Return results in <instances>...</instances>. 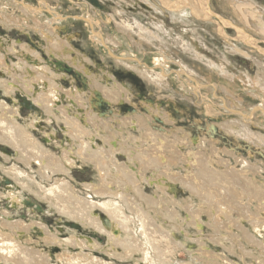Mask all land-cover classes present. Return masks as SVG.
Instances as JSON below:
<instances>
[{"label": "bare ground", "instance_id": "6f19581e", "mask_svg": "<svg viewBox=\"0 0 264 264\" xmlns=\"http://www.w3.org/2000/svg\"><path fill=\"white\" fill-rule=\"evenodd\" d=\"M0 1L4 2L0 5V13L5 15L7 7L11 6L10 1ZM233 1L237 18L243 19L244 23L248 21L250 34L257 35L264 41V9L251 0ZM89 2L96 8L99 7L97 3ZM158 2L161 7L164 6L162 8H167L173 14L172 22H179L182 19L179 14L184 11H189L196 20L213 21L214 13L203 0ZM18 3L19 7L13 13V18L7 15L1 22L4 30L10 28L9 24L7 25L8 20H12L13 24L22 29L17 30H26L28 43L24 41L23 44V41L16 39L12 41L8 36L0 38V89L8 97L15 93L26 97L33 108V115L26 119L23 126L17 121L18 117H21L19 108L0 101V143L10 146L16 154L19 153L21 157L18 159L30 169L34 162L39 168L40 180L44 181L38 183L19 165L8 170L2 169L15 183L6 196L11 205H18L22 203L18 185L22 187L21 190H31L34 186V194L51 203L67 217L104 234L105 238L91 233V240L79 239L73 235L62 240L64 242H59L58 237L47 227L42 229L43 232L36 233L35 238L30 233L24 237V233L28 231L24 223H11L4 216L0 218V264H48V257L40 254V247L31 245L33 241L45 245L66 244L67 247L63 251H56V259L65 264H125L123 262L127 261L128 264H237L231 257H239L243 263L247 258H251L256 264H264V134L261 133V129H264V62L255 60L251 54L239 52L238 45L231 43L226 39V32L219 30V35L229 44L230 54L245 60L251 59L258 68L260 67L254 80L247 78V74L238 77L226 69L224 62L209 60L208 55L196 52L188 41L175 38V44L172 45L176 50L193 60H199L213 73L228 78V81L224 82L226 86L221 87L220 83H214L211 73L205 78L209 79L208 83H203V80L197 78V72L182 62L172 60L173 56L178 55L174 49L171 52L169 42L164 41L165 36L170 37V32L165 30L163 23H153L156 32L152 33L146 26L137 23V18L131 20L132 16L118 6L114 12L116 17L113 15L108 22H113L116 31L123 34L121 37V34H113L111 38L104 36L100 27L102 19H98V23L94 24L91 17L87 20L80 16L81 20L86 21L87 25L84 27L89 33L85 46L89 47L93 43L94 49L98 51L95 56L100 58L99 61L102 60V63H98L89 54L78 49L74 44L76 42L71 41L74 37L78 38L77 34H61V31L52 27L53 22L65 21V15L61 18L49 8V15L46 16L40 14L30 3ZM143 6L145 9L151 8L146 4ZM175 13L179 16L175 17ZM228 25L238 26L230 22ZM238 27L237 31L243 32ZM249 36L237 33V40L263 53L256 46V41ZM89 39L91 43L88 42ZM105 56L110 58L109 62ZM148 59L154 62L150 66L145 61ZM110 61L115 63L111 68L108 67L112 63ZM171 63L176 68H170ZM168 67L171 70L167 71ZM112 68L129 72L134 77L137 75L146 86L157 87L160 91L171 88V83L178 84L181 91L188 96L198 98L197 94L201 91L205 95L201 97L204 101L202 113L210 120V117L218 116L216 112L219 109L221 115L225 116L226 123L216 127L213 125L212 129H209L207 122L204 127L198 125L197 130H202L204 137L200 142L199 137H195L194 144L202 149L199 152L189 151L183 156L181 147L189 146L191 138L186 134L180 142L174 139L170 141L171 134L180 132L179 130L168 128L167 131L165 121L159 120L152 121L160 124L154 127L148 122L154 116L147 118L143 115L144 109L147 115L149 110L157 111L156 108L162 102L155 101L151 106L147 104L149 107L137 106L125 116L134 117V120L129 119L133 124L132 128L138 130L140 136L143 137L144 134V138L136 140L133 133L125 132L128 124L123 123V119L111 107L114 104L132 103L129 96L133 97L129 86L118 84L117 78L112 75ZM5 77L6 80L1 79ZM61 77L72 80L68 90L63 88ZM77 80H81L82 87H78ZM236 81L246 85L244 95L248 92L250 98L259 100L257 106L243 105L246 100L236 92V87L239 86ZM204 89H210V93L206 95ZM219 90L223 96H219ZM212 98L219 102L212 103ZM106 102L110 108L102 113L100 106ZM197 105L200 106V103ZM162 116L164 117L163 114ZM37 119L62 120L64 132L78 147L77 153H73L72 149L67 151L65 147H62L59 157L46 153L32 134V129L39 127ZM165 120L167 121L168 117ZM114 124L124 125L116 130ZM153 127L164 134L154 132ZM215 129H218L223 137L232 138L230 141L235 146H226L222 153L232 157L234 163L230 158L222 159L219 150L211 145L214 142L211 130ZM99 130L110 133V137L103 141L107 151L104 147H98L97 143L92 145L95 136L100 138ZM208 146L213 153H208ZM116 152L124 154L126 162L118 163ZM241 155H246L247 158L240 157ZM75 156L94 164L99 174L97 184L85 186L88 193L85 201L78 199V195L71 191L70 184L65 183V180H55L52 184L45 185L51 175L67 173L66 168L73 166L72 158ZM184 163L188 166L184 170L187 173L184 179L179 178L178 174H171L172 165L183 166ZM163 165H167L166 168ZM141 169L157 174L159 178L153 181L157 183L158 188L163 187L164 192H161L166 196L163 202L171 207L178 203L174 199L175 196L169 194L168 181L185 184L196 202V205L189 204L185 207L179 205L185 210V218H180V214L172 209L160 207L161 202L146 196L141 187L135 185L140 181L136 177L142 175ZM42 170H45V175ZM131 188L135 196L131 195ZM94 198L105 201L99 207L105 211L106 218H101L95 213L97 204ZM161 210L164 214L160 213ZM156 214L170 221L171 229L164 226V223L169 222L161 220ZM173 225H179L183 231L182 235L188 239V227L194 230L190 239L198 248L194 254L188 253L190 260L185 263H180L178 259L184 247L182 242L175 240L172 235V232L179 230L178 227L175 230ZM205 227L209 228L206 232L208 235H205ZM101 241H106V247L101 246ZM209 245L216 248L210 250Z\"/></svg>", "mask_w": 264, "mask_h": 264}, {"label": "rangeland", "instance_id": "374dc122", "mask_svg": "<svg viewBox=\"0 0 264 264\" xmlns=\"http://www.w3.org/2000/svg\"><path fill=\"white\" fill-rule=\"evenodd\" d=\"M10 1L11 6L7 7L8 9L5 12V15H2L0 13V38H4L5 36L11 37L10 39L13 41V39L21 40L24 44V41L26 42L28 39L25 35L26 30H22L18 27V25H15L12 23V20H8L7 25L9 24L10 28L7 30L3 28L1 20L5 19L4 17H10L13 18V13L16 11L17 7H19V3H23L25 1L26 5L27 3H30L31 5H41L43 7V3H48L50 6H48V9H53L56 11H60L62 14L66 16H70L73 19H76L77 22L74 24V29L76 32H78L81 36L77 33L78 38H73L71 41L76 42L74 43L78 49H80L82 52H86V54H89V56L93 57L95 60L98 61V63H102V60L99 61L100 58L98 56L96 57L95 54H98V51L94 49L93 43H91V40L89 39L88 42L91 43V45L85 46V43L87 41V38L89 37V33H87V29L84 28V25L82 23V20L80 19V16H88L87 13L91 14L94 18L99 19L98 16H95V12H98L101 19H111V17L114 15L115 9H118L121 7L124 11H126L129 15H131V20L133 18H137V23H140L141 26H146V29H148L150 32L155 33V28L153 23H163L165 30L167 29V32H170V37L164 38V41H168V47H170L171 52L174 49L176 51L177 55L176 57H172V60H174L177 63H184L188 68L192 69L194 72H197V78L202 81L203 83H208L209 79H205L206 77L210 76L212 71L205 68V65L200 63L199 60H193L189 58L184 53L179 52L175 49V47L172 44H175L173 41L175 38H179L181 41L184 39L188 41V44L191 45V47H194V50L199 53L202 52L205 55H208L207 59L212 60L214 62H224V65L226 66V69H229L230 72L237 75L238 77H244V74H247V78H251L252 80L255 79L259 68L257 64H254V62L250 60H245L243 57H237L230 54V48L229 44L227 43L226 39H228L231 43H233L235 46L238 47L239 52H244L251 54L255 60H258L260 62H264V41L263 39L259 38V36L251 35L250 30L248 29L250 26V23L246 21L244 23L243 19L237 18V16L234 13V8L232 2L233 0H203L204 3H207L209 6L208 9H210L213 13V21L205 22L201 20H196L192 17L191 13L189 11H184L183 13L179 14L181 15L182 19H180L179 22H172V13H170L167 8H162L164 6H160L158 0H105V2H98L102 6H105V10L98 11L97 9L93 8L90 4V2L87 4L85 0H73V3L69 0H8ZM44 1V2H43ZM85 1V2H84ZM253 3H256L259 7L264 9V0H251ZM75 2V3H74ZM143 2V3H142ZM81 3V4H79ZM126 3V4H125ZM4 4L0 1V5ZM6 4V3H5ZM17 4V5H16ZM44 4V5H46ZM81 9L78 7L83 5ZM87 4V5H86ZM148 5L151 8L145 9L143 5ZM88 6V7H87ZM95 9V10H93ZM50 11V10H49ZM11 13V14H10ZM18 13V12H17ZM175 17H178L179 15L175 13ZM116 17V14L114 15ZM18 18V17H15ZM20 18V17H19ZM72 18L68 19V22H70L71 27L73 25ZM18 20V19H17ZM67 20V19H66ZM134 20V19H133ZM262 22L264 24V16L262 18ZM79 22H81L79 24ZM233 23L234 25H238L236 27L241 28L243 32H238L237 28L235 26H230L228 23ZM119 23V22H118ZM13 24V25H11ZM111 26V27H110ZM6 28V26H4ZM100 27L102 29V33L107 38H111L113 34H116L117 36L121 37L123 34L116 31V27H114V24L112 21L101 23ZM113 27V28H112ZM244 29H243V28ZM2 28V29H1ZM100 29L99 27H97ZM19 29V30H17ZM226 32L227 37L226 39H223L222 36L219 35L220 31ZM249 32H248V31ZM114 32V33H113ZM27 33V32H26ZM237 33L245 35L247 34L249 37H252L253 40L256 41V46L261 49L260 51H263V53H259L256 51L255 48L246 45L243 41L237 40ZM249 33V34H248ZM184 35V37H183ZM189 35V36H188ZM135 39L137 40L138 37ZM234 40V41H233ZM35 41V40H34ZM87 42V43H88ZM26 44V43H25ZM118 49V48H117ZM121 51H124V49H121ZM120 51V52H121ZM146 54V53H145ZM147 58L148 56L145 55ZM106 60L109 62L108 57H106ZM147 64L150 66L154 62L153 60H145ZM228 61V62H227ZM112 62V61H110ZM115 63H111L108 67H112ZM112 65V66H111ZM170 68H176L174 64H170ZM95 68V67H94ZM109 68V69H110ZM169 67L166 69L167 71L171 70ZM263 70V68H261ZM166 71V72H167ZM113 77L117 78L118 84L123 83L130 87V90L132 91L133 97H130V102L132 103H124V104H114L112 107V110L117 112L120 115V118L123 119V123H127V131L129 133H133L132 135L135 137V139L144 138L140 136V132L135 131L132 126L131 120H134V117L127 118L125 117L127 113H130L134 110L135 107H149L152 105V102H162L159 104L156 110L152 109L149 110V115L144 113L142 110L143 115H146V117H152L148 122H151L154 127L160 126L158 122L153 123L152 121H165V130L168 131V128H174L179 130L180 132H175V134H171L169 137L170 141L172 139L178 140L180 142V139H184L185 135L187 134L188 138H191V144L189 146L183 145L182 153L183 156H186V153L189 151L193 152H199L202 148H199V146H196L194 144V138L199 137L200 140L204 137L202 130H197L198 125L204 127L205 123H208L209 129H212L213 125L216 127L217 125L220 126L224 123H226L225 116L223 117L221 115V112L219 109L217 110V117L213 116L210 117L211 119L207 118V115L205 116L202 113L203 110V103L204 101L201 99V97H205L201 91L197 94L199 95L198 98L193 97L192 95L188 96L184 92L181 91L178 84L171 83L169 86L171 88H167L164 92L159 90L157 87L153 86H146L145 82L141 81V78L136 75L134 77L131 73L125 72V71H118L116 69L112 68ZM171 72V71H170ZM119 74V75H118ZM174 75V74H173ZM102 76H104L102 74ZM204 78V79H203ZM2 80H6L7 78H1ZM213 81L214 83H220L224 87V82L228 81V78H224L222 76H219V74L213 73ZM246 79V78H245ZM61 82L63 83V88L68 90L71 85V81L69 79H65L63 77L60 78ZM236 80V79H234ZM73 83V82H72ZM236 83L239 85L236 87V92L240 95V97L243 98V100H246L243 105H253L257 106L259 104V100H255L253 98H250L248 92L245 93V84H242L240 81H236ZM76 84L78 87L81 86V80H77ZM229 88V87H228ZM158 89V90H157ZM230 89V88H229ZM169 90V91H168ZM166 91H168L166 93ZM209 90L204 89L205 94H209ZM164 94H163V93ZM171 93V94H170ZM219 96H223L222 93L219 92ZM21 94H11V97L6 96L3 91L0 89V101H5L6 105L14 106L19 108V112L21 113V117L19 116L17 121L21 123V125L24 126L26 119H29L32 114L33 108L30 107L29 100L21 95ZM141 96V97H140ZM241 98V99H242ZM212 103L219 102V100H215L212 98ZM146 102V103H145ZM165 102V103H164ZM168 102V103H167ZM164 103V104H163ZM200 103V106L197 105ZM126 104V105H125ZM149 106H148V105ZM163 104V105H162ZM175 105V106H174ZM202 107V109H201ZM102 108L101 112H106V109L110 108L109 104L106 102L100 106ZM169 110V111H168ZM161 111V112H160ZM139 112V111H137ZM58 113V112H57ZM158 113V114H156ZM164 115V117L162 116ZM43 116V115H42ZM41 116V117H42ZM160 117V118H159ZM168 117V120L166 121L165 118ZM235 117V116H234ZM131 119V120H129ZM235 119V118H233ZM39 123V127H35L32 129V134L36 138V140L40 143L41 148L47 153L53 154V156H61L62 153V147H65L67 151L70 149L73 150V153H77L78 147H76V144L74 143L73 139L70 138L65 132H64V123L61 120L54 119L51 120H44V119H37ZM171 120V122L169 121ZM209 120V121H208ZM130 123H129V122ZM197 124V125H196ZM124 125V124H122ZM121 126L114 124L115 129H120ZM234 125V124H233ZM163 126V129H164ZM212 126V127H211ZM152 128V130L156 133H159L160 135H163L164 132L161 133L160 130H157L155 128ZM133 129V130H132ZM162 129V130H163ZM122 130V129H121ZM130 130V131H129ZM218 130V129H217ZM211 130L212 139L214 140L213 146H215L216 149L219 150V155L222 159L230 160L234 163L235 160H233L232 157H228L224 155L222 152L225 150V147H234L235 145L232 144V138H225L221 135V132ZM261 133L264 134V129H261ZM94 131V130H92ZM142 132V131H141ZM100 138H97L95 136L94 142L92 145H95V143L98 144V147H104L106 148V151L108 150L106 145H103V141L107 140V138L110 137V133L107 131L106 133L103 132V130H99ZM143 133H145L143 131ZM53 135L50 137V135ZM199 134V135H198ZM137 136V137H136ZM151 140V139H149ZM111 142V141H108ZM70 144H75V146H70ZM150 145V144H149ZM149 145L147 147H149ZM146 147V145H143ZM185 148V149H184ZM192 148V149H191ZM195 148V149H194ZM199 148V149H198ZM208 153H211L212 149L210 146H208ZM190 149V150H189ZM206 150V149H205ZM203 151V150H202ZM237 151H240L237 149ZM61 152V153H60ZM241 152V151H240ZM213 153V151H212ZM233 153V152H229ZM235 154V153H234ZM118 159V163L123 164V162H126V158L124 154L120 152H116L115 154ZM21 155L19 153L16 154V151H14L10 146L0 143V218L1 217H7L11 223H24V227L28 230L24 234L26 237L27 234L35 238L36 233L43 232L42 229L44 227H47L48 230L52 231L56 237H58L59 242H64L62 240L69 239L71 236H76L79 239H88L91 240L90 235L91 233L95 234L97 233L102 238H105V235L93 230L90 226H84L80 224L78 221L73 220L69 217H67L65 214H63L61 211L57 210L51 203L46 201L45 199L37 196L33 193V187H31V190H21L22 187L18 185V193L21 194V202L16 204H10L9 198L6 196L8 193V190L11 189L13 186H15V183L11 180L9 176H7L2 169L8 170L10 167H14L15 165L22 166L23 169H25L32 178H35L38 183L43 182L40 180L38 175V167L35 166V163L32 162L30 169L28 166H26L20 158ZM240 157L247 158L246 155H241ZM185 159V158H184ZM176 160V159H175ZM73 166L71 168H66L67 173L59 174L55 173L54 175H51L50 180L48 179L45 185L52 184L55 180H65V183H69L71 186V191L78 195V199H81L85 201L84 199L88 195L86 192L85 186H90L97 184L99 182V174L95 168L94 164H91L90 162H87L83 160L82 158L76 156L72 158ZM177 161V160H176ZM182 161V160H180ZM254 162V161H253ZM167 166V165H166ZM165 165L163 167L166 168ZM142 168L144 166L141 165ZM187 164L184 163L183 166H177L172 165V172L171 174H178V177L181 179L185 178V175L187 174L184 170L187 168ZM43 174L45 175V170H42ZM142 175L140 177H136L137 179H140L139 183L135 184L138 187H141V190L146 193V196L156 199L159 202H161L160 207H166L167 209H172L178 214H180V218H185V210H183L179 205L186 206V205H196V202H194L192 195L190 194V191H188L185 184H182L178 181H168L170 184L169 187V194L175 196V200L177 201L178 205H173L172 207L169 204H165L163 201L166 200V196L162 194L161 191H163V187H157V183H155L153 180L158 179L157 174L155 172L153 173L150 170L143 171L141 169ZM159 173V172H158ZM170 174V175H171ZM154 176V177H153ZM259 178V177H258ZM257 178V179H258ZM148 180V181H147ZM261 180V177L260 179ZM172 183V184H171ZM17 186V185H16ZM21 190V192H20ZM164 192V191H163ZM131 195L135 196V193L133 189L130 190ZM169 195V196H170ZM168 196V197H169ZM170 198V197H169ZM97 199V200H95ZM100 200V201H98ZM94 201L96 202L97 206L94 208L95 213H97L98 216L101 218H106L105 211L100 208L99 206L102 205L105 201L103 199L94 198ZM190 203H189V202ZM193 201V202H192ZM145 205V204H144ZM151 206V205H149ZM145 207V206H144ZM163 209V208H162ZM152 213V212H150ZM161 214H164V212L161 210ZM155 216H158L161 220L164 219L160 214H156ZM165 221L169 223H164V226L166 228H170V221L164 219ZM206 220V218H205ZM247 224V223H245ZM43 226V227H42ZM174 226V225H173ZM175 230L176 227L179 228V230H176L172 232V235L176 238L175 240L182 242V245L184 249H182V253L179 255L178 259L180 263H185L188 260H190L189 254H194V251L197 250V246L193 243L192 235L194 234V230L192 227H188V234L189 239L185 238L181 232V227L179 225L174 226ZM248 227V225H246ZM173 228V227H172ZM209 230V228H204L205 233ZM205 235H208L206 233ZM40 236V235H39ZM37 236V238L40 241H43L40 239V237ZM100 237V238H101ZM103 242V243H102ZM44 243V242H43ZM185 243V244H184ZM36 247H40V254L43 256L48 257V264H65L59 260L56 259V251L58 249L62 250L67 247V245H58V244H50L45 245L44 244H36L35 241L31 242V245H34ZM106 241H101V246L106 247ZM34 246V247H35ZM210 250L213 247L212 245H209ZM99 255H103L100 252H97ZM105 256V255H104ZM257 256V255H256ZM231 257V256H230ZM231 260L236 261L237 264H256L251 258H247L246 261H243L239 257H231ZM125 264H128L127 262H123ZM3 264V262L1 263ZM129 264H131L129 262ZM132 264H135L132 262Z\"/></svg>", "mask_w": 264, "mask_h": 264}, {"label": "flooded vegetation", "instance_id": "af4514ba", "mask_svg": "<svg viewBox=\"0 0 264 264\" xmlns=\"http://www.w3.org/2000/svg\"><path fill=\"white\" fill-rule=\"evenodd\" d=\"M69 1H71V3H73V0H69ZM79 1V0H78ZM96 1V0H95ZM44 2V1H43ZM85 2V1H84ZM97 2V1H96ZM75 3V2H74ZM86 3L88 4L89 3V1L87 2L86 1ZM44 4H46V3H43V7L41 6V5H39V6H37V5H33V8L34 9H36L37 11H40V14H45L46 16L47 15H49L48 14V6H50L48 3L46 4V5H44ZM79 4H81V3H79ZM86 4V5H87ZM97 4L99 5V7L98 8H96L95 6H93L92 4H90L93 8H95V9H97L98 11H103V10H105V6H102L100 3H98L97 2ZM82 6H84V4L83 5H81V6H79L78 8L79 9H81V7ZM88 7V6H87ZM95 9H93V10H95ZM53 10V9H52ZM56 14H59L60 16H61V18L64 16V14H62L59 10L58 11H56V10H53ZM66 16V15H65ZM95 16H98L99 17V19H101L100 18V15H99V13L98 12H95ZM87 20H88V17H91L92 19H94L93 20V23L94 24H96V23H98V19H96V18H94L91 14H89L88 13V16H84ZM70 18H72V17H70V16H66V19L67 20H65V21H56V22H53L51 25H52V27L54 28V29H56L57 31H61V34H65V35H74V33L75 34H77L78 32H76L75 31V29L73 28L74 27V24L77 22V20L76 19H73V20H71L72 21V23H73V25L71 26V27H69V24H70V22H68V19H70ZM104 21L105 22H108L109 21V19L107 18L106 20L104 19H102V22L101 23H104ZM81 22H79V24H80ZM82 23H83V25H87L86 24V21H83L82 20ZM71 25V24H70ZM85 28V27H84ZM79 34V33H78ZM80 35V34H79ZM81 36V38H82V35H80ZM75 38V37H74ZM27 43H28V40L26 41ZM119 75V74H118ZM213 118V117H212Z\"/></svg>", "mask_w": 264, "mask_h": 264}, {"label": "water", "instance_id": "95a60500", "mask_svg": "<svg viewBox=\"0 0 264 264\" xmlns=\"http://www.w3.org/2000/svg\"><path fill=\"white\" fill-rule=\"evenodd\" d=\"M89 1H92V3L96 4L97 2L95 0H89Z\"/></svg>", "mask_w": 264, "mask_h": 264}]
</instances>
